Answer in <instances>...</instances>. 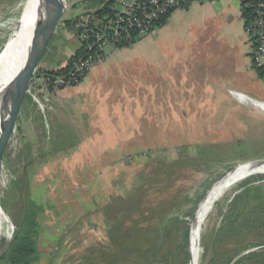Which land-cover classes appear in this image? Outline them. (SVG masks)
Here are the masks:
<instances>
[{
	"label": "rangeland",
	"instance_id": "374dc122",
	"mask_svg": "<svg viewBox=\"0 0 264 264\" xmlns=\"http://www.w3.org/2000/svg\"><path fill=\"white\" fill-rule=\"evenodd\" d=\"M20 1L0 0V59L8 49V40L19 18L16 6ZM103 1L107 0H69L53 36L59 39L64 22L77 13L98 9ZM67 34L74 35L70 30ZM64 38L63 35L61 45L67 43ZM72 43V47L78 45L76 40ZM53 44L50 40L39 62L41 69L47 59H55V54L50 56L57 51ZM112 49L107 48L106 53ZM54 97L47 93L37 95L46 107L43 111L30 96L25 97L1 156L0 232L8 238L0 237V251L12 239L15 230L10 217L17 219L23 205L30 200L46 212L41 217V234L37 242L39 260L35 264H80L81 254L103 238V231L112 222L104 206L114 199L126 200L133 194L138 204L137 228L151 227L147 230L149 235L164 214L168 219H177L178 225L170 226L171 238L164 242V247L172 254L188 231V249L183 248L178 257L171 258L174 262L170 264H189L200 204L215 188L229 181L236 169L254 166L255 161L264 160V111L233 99L230 103L213 105L181 104L172 109L168 105H152L149 118L137 123L135 138L125 137L124 145L119 143L116 150L108 153H83L77 157L84 137L78 127L79 121L76 122L73 115L69 117L76 113L72 108L73 100L69 98L70 105H61L56 99L53 101ZM197 100L204 101L201 97ZM126 133L129 134V129ZM97 156H102L103 169H95V183L89 185L95 194L89 213L95 212L94 215L67 218L75 212L73 204L70 209L61 204L41 206V203L52 204L51 200L66 199L68 204L69 198L73 197L80 209L84 188L78 184L76 177L81 174L76 169L89 173L87 164L93 163ZM250 174L238 183L231 199L243 191L245 185L262 186L264 191V173ZM223 203H216L201 228V264L214 254L226 260L239 251L233 255V262L250 252L264 249V244L260 245L264 243V231L260 230L256 216L260 210L247 208L242 213V203L232 207L233 210L232 203H228L223 211ZM238 214L240 217L243 214L242 218L246 219L248 216L249 230L243 229L225 239L220 246L215 245L219 227L227 218L234 220ZM123 221L125 225L131 224L129 217Z\"/></svg>",
	"mask_w": 264,
	"mask_h": 264
},
{
	"label": "crops",
	"instance_id": "0c3cea01",
	"mask_svg": "<svg viewBox=\"0 0 264 264\" xmlns=\"http://www.w3.org/2000/svg\"><path fill=\"white\" fill-rule=\"evenodd\" d=\"M244 2L205 0L176 10L150 35L133 45L112 49L77 85L57 92L53 101L61 105H70L69 98L73 100L76 113L69 117L79 121L84 137L75 156L108 153L119 143L124 145L125 137L135 138L137 123L149 118L152 105L172 109L181 104L230 103L229 90L264 100V79L252 65V46L241 17ZM64 27L59 39L52 37L57 51L50 56L55 54V59H47L43 69L60 68L77 51V44L72 47L74 35H68L69 29ZM63 35L67 43L61 45ZM198 97L204 101L199 102ZM87 167L89 173L76 169L81 177H75L84 188L80 209L73 197L68 204L66 199L51 200L52 204L41 206L61 204L70 209L73 204L75 212L67 218L87 215L95 201L89 185L95 183V169H103L102 156L88 162Z\"/></svg>",
	"mask_w": 264,
	"mask_h": 264
},
{
	"label": "trees",
	"instance_id": "16d2710c",
	"mask_svg": "<svg viewBox=\"0 0 264 264\" xmlns=\"http://www.w3.org/2000/svg\"><path fill=\"white\" fill-rule=\"evenodd\" d=\"M263 2L264 0H245L242 4L241 17L245 28L253 25L255 18L254 7ZM109 5V1L101 2L98 12H104ZM64 24L67 27L69 26L68 22H64ZM80 55L81 52L77 50L69 57L68 63ZM66 70L67 68L60 69L61 72ZM259 74L264 78L261 72ZM244 187V190L239 192L229 205L232 203L231 209L233 210L234 207L236 208L242 203V213L247 208L259 209L260 212L256 214L257 221H259L260 230L264 231V191L262 186L246 187L245 185ZM139 190L135 192L137 193ZM135 198L136 195L133 194L126 200L114 199L104 206V211L111 216L112 222L103 231V238H100L94 246L89 247L81 254L80 264H170L174 262L171 258L175 259L178 257L183 248L188 249V231L183 234L180 244L174 250V254L164 247V242L171 238L170 226L178 225L177 219H168L165 214L159 218L160 220L157 221L156 227L152 229L151 235L147 233V230L151 227L143 226L145 228H137L139 225L136 224L135 215L138 213V210H136L138 204L135 202ZM44 214L46 212L42 207L29 200L23 205L17 219L13 220L14 218L10 217L15 230L12 235L11 245L0 264H35L39 260L37 242L41 234L40 228L43 219L41 217ZM94 214L95 212L92 214L88 213L85 217H90ZM242 216L243 214L241 217L238 214L234 220L230 218L225 220L216 232L215 245L220 246L225 239L232 238L243 229L249 230L247 227L248 216L247 219L242 218ZM126 217H129L130 225H125L123 219ZM238 218L240 219L238 220ZM263 244L261 243L260 245ZM238 253L239 251L233 255ZM233 255L226 260H222L219 254H214L205 264H264L263 248L250 252L232 262Z\"/></svg>",
	"mask_w": 264,
	"mask_h": 264
},
{
	"label": "built area",
	"instance_id": "2783aa9c",
	"mask_svg": "<svg viewBox=\"0 0 264 264\" xmlns=\"http://www.w3.org/2000/svg\"><path fill=\"white\" fill-rule=\"evenodd\" d=\"M107 1L110 5L104 12H98V9L80 12L68 21L69 26L66 27L74 34L80 56L69 63L68 60L65 61L60 68L41 69L38 64L35 69L26 96H30L41 111L46 107L41 104L37 95H55L63 88L77 85L95 65L105 59L107 48L133 45L162 25L172 12L185 10L192 3L205 0ZM254 15L253 25L245 28V31L252 46V65L264 75V2L254 7ZM66 68V71H60ZM228 93L237 103L264 111V100L251 98L233 90ZM245 100L248 102H244Z\"/></svg>",
	"mask_w": 264,
	"mask_h": 264
},
{
	"label": "bare ground",
	"instance_id": "6f19581e",
	"mask_svg": "<svg viewBox=\"0 0 264 264\" xmlns=\"http://www.w3.org/2000/svg\"><path fill=\"white\" fill-rule=\"evenodd\" d=\"M68 1L69 0H61V9L66 8ZM37 6L38 0H21L16 6V12L19 14V18L15 22L12 36L8 40V49L4 51V55L0 59V123L4 110V90L11 79L22 67L33 40L36 22L38 19ZM1 165L2 164L0 162V169ZM253 172L264 173V162L256 163L254 166L239 167L231 174L229 181L222 184L220 187L215 188L210 195L207 196L205 201L202 202L203 204H200L201 207H199L196 214V226L194 228L195 240L189 264H201V228L207 221L209 215L212 213L216 203L223 201L224 203L222 205V209L224 211L225 205L232 200L231 198L235 194L234 190L238 183L246 179L248 174ZM2 184L3 182H1V186ZM0 237H4L1 235V232ZM4 238H8V236L6 235Z\"/></svg>",
	"mask_w": 264,
	"mask_h": 264
},
{
	"label": "water",
	"instance_id": "95a60500",
	"mask_svg": "<svg viewBox=\"0 0 264 264\" xmlns=\"http://www.w3.org/2000/svg\"><path fill=\"white\" fill-rule=\"evenodd\" d=\"M60 5L61 0H38V19L28 54L22 67L8 83L3 94L4 110L0 123V162L25 100L28 84L55 33L59 19L65 9H61ZM255 162L260 163L264 160ZM11 241L12 239L0 251V261L11 245Z\"/></svg>",
	"mask_w": 264,
	"mask_h": 264
}]
</instances>
